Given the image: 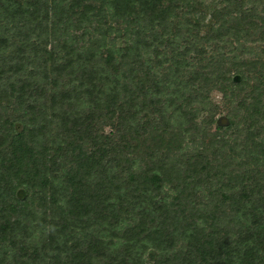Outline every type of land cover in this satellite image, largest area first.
I'll use <instances>...</instances> for the list:
<instances>
[{
	"label": "trees",
	"instance_id": "obj_1",
	"mask_svg": "<svg viewBox=\"0 0 264 264\" xmlns=\"http://www.w3.org/2000/svg\"><path fill=\"white\" fill-rule=\"evenodd\" d=\"M148 263L264 264V0H0V264Z\"/></svg>",
	"mask_w": 264,
	"mask_h": 264
},
{
	"label": "rangeland",
	"instance_id": "obj_2",
	"mask_svg": "<svg viewBox=\"0 0 264 264\" xmlns=\"http://www.w3.org/2000/svg\"><path fill=\"white\" fill-rule=\"evenodd\" d=\"M239 82V80H238ZM214 103L217 105V115H216V118L224 115V116H227L228 118H230L229 114L231 113V108H229L228 106H226L223 102V99H222V96L220 93L218 92H213L212 95H211ZM231 119V118H230ZM215 127L216 125L215 124H210V127L209 129L211 131H214L215 130ZM109 131V128H105V132H108ZM150 264V263H148Z\"/></svg>",
	"mask_w": 264,
	"mask_h": 264
},
{
	"label": "water",
	"instance_id": "obj_3",
	"mask_svg": "<svg viewBox=\"0 0 264 264\" xmlns=\"http://www.w3.org/2000/svg\"><path fill=\"white\" fill-rule=\"evenodd\" d=\"M233 80L237 82L239 80V77L235 76ZM216 125L219 127H226L229 125V120L226 116H220L216 120ZM16 196L18 199L22 200L25 197V193L23 190H18Z\"/></svg>",
	"mask_w": 264,
	"mask_h": 264
}]
</instances>
